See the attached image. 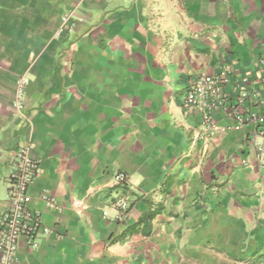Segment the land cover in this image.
<instances>
[{
  "label": "crops",
  "instance_id": "1",
  "mask_svg": "<svg viewBox=\"0 0 264 264\" xmlns=\"http://www.w3.org/2000/svg\"><path fill=\"white\" fill-rule=\"evenodd\" d=\"M263 57L264 0H0V219L17 152L39 163L17 263L264 264V147L240 120ZM221 72L209 133L186 97Z\"/></svg>",
  "mask_w": 264,
  "mask_h": 264
},
{
  "label": "built area",
  "instance_id": "2",
  "mask_svg": "<svg viewBox=\"0 0 264 264\" xmlns=\"http://www.w3.org/2000/svg\"><path fill=\"white\" fill-rule=\"evenodd\" d=\"M63 21L67 16H63ZM262 89L264 91V57L260 59ZM229 81L226 72L210 75L200 74L190 87L186 103L196 108L203 115L205 129L209 133L217 131L215 111L225 105L228 96L224 91L225 84ZM245 80L237 81L240 91H245ZM25 78L18 81L17 107L23 106L22 92ZM245 99V93L240 96V102ZM264 104V101H261ZM244 123L253 124L254 142L259 148L264 147V110L251 112L240 118ZM39 172V163L32 156L30 146L22 147L13 160V169L10 174L11 186L9 190V209L0 219V264H18L16 258L17 243L21 236L26 235L30 240L40 231L42 220L39 212L28 209V187ZM115 180L121 182L126 179L124 172L115 175ZM42 199L49 207H56V200L47 192ZM117 207L122 210L128 208V202L124 197H118L115 201Z\"/></svg>",
  "mask_w": 264,
  "mask_h": 264
},
{
  "label": "trees",
  "instance_id": "3",
  "mask_svg": "<svg viewBox=\"0 0 264 264\" xmlns=\"http://www.w3.org/2000/svg\"><path fill=\"white\" fill-rule=\"evenodd\" d=\"M260 263H264V253L261 254L260 259L258 260Z\"/></svg>",
  "mask_w": 264,
  "mask_h": 264
}]
</instances>
